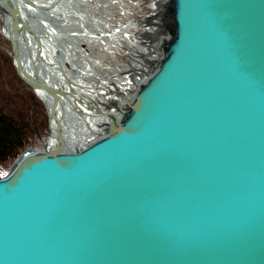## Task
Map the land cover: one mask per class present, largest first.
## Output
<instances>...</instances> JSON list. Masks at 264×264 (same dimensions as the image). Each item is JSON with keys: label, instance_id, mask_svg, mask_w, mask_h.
<instances>
[{"label": "water", "instance_id": "95a60500", "mask_svg": "<svg viewBox=\"0 0 264 264\" xmlns=\"http://www.w3.org/2000/svg\"><path fill=\"white\" fill-rule=\"evenodd\" d=\"M58 1L0 0L49 128L0 173V264H264V0H157L169 35L101 132L38 69Z\"/></svg>", "mask_w": 264, "mask_h": 264}, {"label": "bare ground", "instance_id": "6f19581e", "mask_svg": "<svg viewBox=\"0 0 264 264\" xmlns=\"http://www.w3.org/2000/svg\"><path fill=\"white\" fill-rule=\"evenodd\" d=\"M34 1L40 4H47L50 0ZM93 1H96V3H94L96 7L100 4L98 3L99 0H59L56 4H54L52 7L53 10L49 14H44L43 20L48 21L46 23L49 25L48 28L44 29V33L48 35L47 30L51 31L48 35L49 39L45 42V45L59 50V52L58 57L56 55V58L53 57V54H49L48 52L43 53L46 64L45 66L39 65L38 69L41 71L40 67L42 68L40 74L44 78L45 82L56 86L58 89H66L63 74L57 67L56 60L58 59L63 66L65 74L77 84L76 87H73L75 89V94L80 95L85 100H89L86 101L88 102L87 105H84L71 99V102L75 103V108L78 110L77 112L79 114L77 113L76 117H73L66 109V118H69L73 122H77L79 119L87 121L88 123L95 125V129H91L92 131L97 130L101 132L103 127L100 125H105L108 118H101L97 116H99L100 113L104 114L105 112L112 110L109 108L112 104H114L115 109H117L116 111H119V109L123 107L131 95L132 89L129 87L134 89L138 88V86L150 75L151 68L155 63L153 60L157 57L155 54L161 53L160 51L163 40L168 37L169 32L167 28L163 29V32L161 28L162 22L160 21L161 24L159 25V21H157L159 16L162 20L165 18L164 9L166 8V3L158 5L157 0H154L151 8L152 12L141 20L144 24L143 33L139 37H134V40L130 38L131 41L133 40V43L136 44L135 46L138 47L137 51H135V63L129 65V69L133 73L134 77L125 79V83L113 80L111 79L112 76L104 75L93 70V65L100 68H112L106 67V63L102 60H98L101 58V55H91L86 51V49H83L81 47V42H85L89 46L99 44L101 48L108 52L109 49L117 44H120L121 37H130V22L122 26L119 30H115V33L111 35H102L104 32L100 31L101 29L99 28L103 27L104 24H107L103 23L102 16L92 17L88 15L87 12L81 11L80 5L91 7L90 5L93 4ZM115 1L122 2L123 0ZM101 4L102 7L105 6L103 3ZM25 11L29 12V14L32 13L30 7L28 6L25 7ZM107 28L108 27H105L103 30ZM71 29H75L74 32H72ZM63 30H68V32L71 31V33L69 32V38L65 37L64 41L60 42L64 35ZM143 38L145 39L144 45L147 46L146 48L139 42ZM132 55L133 54H131V56ZM117 71L118 70L116 69L113 73H117ZM116 91H122L124 94L118 97L114 94L117 93ZM99 93L104 96L105 100L98 97ZM67 96H70V94H67ZM66 100L67 99L65 98L63 102ZM101 103H105L107 106L103 108L96 106V104L99 105ZM92 131H89L87 128H81V138L78 139V141L86 142L91 140L94 136Z\"/></svg>", "mask_w": 264, "mask_h": 264}, {"label": "trees", "instance_id": "16d2710c", "mask_svg": "<svg viewBox=\"0 0 264 264\" xmlns=\"http://www.w3.org/2000/svg\"><path fill=\"white\" fill-rule=\"evenodd\" d=\"M42 102L17 74L9 41L0 38V167L12 163L47 122ZM31 120H28L30 111Z\"/></svg>", "mask_w": 264, "mask_h": 264}, {"label": "rangeland", "instance_id": "374dc122", "mask_svg": "<svg viewBox=\"0 0 264 264\" xmlns=\"http://www.w3.org/2000/svg\"><path fill=\"white\" fill-rule=\"evenodd\" d=\"M104 2H106V3H104ZM153 2H154V0H123L122 2L115 1V0H99L98 3H100V4H98L97 7L94 4V3H96V1H93V4L90 5L91 7H89V6L85 7L84 5H80L81 11L87 12L88 15H90L92 17L93 16L94 17L102 16L103 23H107V24H104V26L99 28V29H101L100 31L107 32V35H111L110 32L112 30H117V29H119V27L124 26L129 22H132V23H130V29H129V33L131 34L130 37L129 38H127V36L121 37L120 38V44H117L118 46L116 45V46L112 47L111 49L108 50V52L105 51L103 48H101V46L99 44H94V45L89 46L87 43L81 42V47L83 49H86V51L88 53H90L91 55H95V56L101 55V58L98 60H102L104 63H106L105 64L106 67L112 68V69H107L105 67L100 68L96 65H93L94 71H98L104 75L112 76L111 79L125 83V79H127V72L129 70V65L135 63L134 62V57L136 55L135 51H137V48H138L137 46H135L136 44L133 43V40L131 41V39H133L134 36H139L141 33H143L144 24L142 23L141 20L144 17H146L149 13L152 12L151 8L153 6ZM101 3H103L105 6L102 7ZM93 7H94V9H93ZM123 7H124V9H123ZM2 27H3V11L0 9V38L1 37L6 38L1 32ZM105 27H108V28L103 30V28H105ZM74 30L75 29H71L72 32H74ZM71 31H69V32L71 33ZM69 32H68V30H66V31L63 30L64 35H63V38L60 40V42L64 41L65 35H66V38L67 37L69 38V35H70ZM144 47L146 48L147 46L144 45ZM131 54H133V55L131 56ZM68 66H70V65H68ZM116 69L118 70L117 73H113ZM105 73H107V74H105ZM27 87H29V86L27 85ZM98 97L105 100L104 96L101 93L98 94ZM44 111H45V109H44ZM30 112L33 113L32 110ZM32 113H31V117H32ZM45 113H46V111H45ZM31 117H30V120H31ZM46 120H47L46 125L44 127H41L39 133L34 131L33 136L31 137L27 146H33V145L37 144L36 139H35L36 138L35 134H37L40 138L47 137V135H48L47 132L49 130L48 118ZM12 163L8 162L7 164L2 165L0 167V173L3 171L4 168L9 167Z\"/></svg>", "mask_w": 264, "mask_h": 264}, {"label": "built area", "instance_id": "2783aa9c", "mask_svg": "<svg viewBox=\"0 0 264 264\" xmlns=\"http://www.w3.org/2000/svg\"><path fill=\"white\" fill-rule=\"evenodd\" d=\"M129 28H130V26H129Z\"/></svg>", "mask_w": 264, "mask_h": 264}]
</instances>
